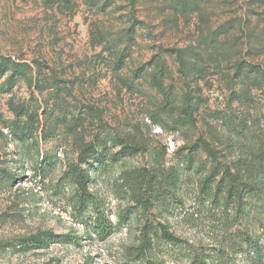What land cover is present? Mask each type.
Returning <instances> with one entry per match:
<instances>
[{
  "label": "rangeland",
  "instance_id": "1",
  "mask_svg": "<svg viewBox=\"0 0 264 264\" xmlns=\"http://www.w3.org/2000/svg\"><path fill=\"white\" fill-rule=\"evenodd\" d=\"M0 55L44 63L35 85L0 74V242L40 231L80 237L79 245L5 248L0 264H142L127 250L140 242L142 211L131 209L127 223L100 241L84 237L70 207L75 185L63 170L89 143L101 160L90 166L89 188L113 221L134 206L124 171L156 170V154L165 166L177 165L179 213L154 208L147 217L206 253L222 237L227 243L238 223L224 231L217 222L183 220L202 182L214 169L216 178L230 171L260 182L242 206V227L257 239L259 259L230 247L228 264H264V0H0ZM196 67L202 71L186 89L185 76ZM255 67L262 72L256 80L243 77ZM186 90L199 102L181 124ZM21 108L36 117L31 138L7 127ZM52 120L56 133L45 138ZM124 144L135 151L122 156ZM237 205L232 200V213ZM150 258L161 260L154 252ZM164 259L160 264H189Z\"/></svg>",
  "mask_w": 264,
  "mask_h": 264
},
{
  "label": "trees",
  "instance_id": "2",
  "mask_svg": "<svg viewBox=\"0 0 264 264\" xmlns=\"http://www.w3.org/2000/svg\"><path fill=\"white\" fill-rule=\"evenodd\" d=\"M123 56L124 52H120L116 60L119 62ZM177 58L179 64L183 66V57L180 52L177 53ZM30 63L21 61L18 58L12 59L10 56L0 55V74L9 71V80L11 82L23 78L35 85L38 79L37 75L40 74L41 77L44 63L38 60ZM240 65H242V62L238 61L236 66ZM35 67H37L38 72H36ZM201 71L202 67H196L185 76L186 89L190 87L191 81L189 80H193V77ZM250 72L251 74H249ZM260 73L262 72L257 67L250 70L245 69L243 70V77L256 80ZM185 94L186 105L183 114L186 118L181 120V124L186 123L187 119H193L192 112L199 102L197 95L191 94L187 90ZM22 111V108L17 110V119L11 121L10 126L7 127L20 139L31 138L36 132L34 126L36 117L30 113L23 114ZM21 114L27 116L25 120L20 119L22 118ZM47 124V132L44 137L50 138L55 135L58 123L52 120V122L49 121ZM45 130L41 131L45 132ZM208 146L209 143L206 140L202 141V147L209 148ZM133 151H135L134 148L124 144L121 149V155L127 156ZM76 154L75 162H68L62 175L66 181L75 185L70 207L75 217L84 225L86 233L84 237L100 241L107 239L120 226L127 223L132 214L131 209L135 208L142 211L146 216L140 232V242L137 245L127 246L129 256L137 262H142V264H160L165 262L164 255H167L171 261L179 259L188 261L189 264H215V262L217 264H228V249L230 247H232L233 255L254 252L253 258L255 260L259 259L257 239H254L242 227V221L245 217L242 206L247 194L258 191L260 182H256L254 179L250 182H244L230 171L223 172L216 178L219 175L216 169L202 182V186L197 189V193L194 196L193 210L188 213L183 212V220L191 225H196L205 220L210 223L217 222L220 228H224V231L229 225L238 223V228L234 230L235 233L232 232L227 235L231 236V239L227 241V243L231 241V245H228L224 237H222L221 244L218 247L211 248V252L206 253L205 250L198 251L197 247L187 241V239H183L169 231L164 223L155 222L154 219H148L147 217L154 208L168 214L179 213L177 203L180 200V196L177 195L176 191L181 178L177 165L165 166L160 154H156L154 159L156 170L134 168L124 171L121 176L122 184L134 206L118 214L117 220L113 221L106 212L104 200L99 194L89 188L92 182L90 166L93 165L94 161L101 163L97 156L99 154L97 146L93 143L80 145ZM184 160L186 163L189 162L187 156H185ZM49 162H51V159L45 163ZM232 200L238 203L234 213H232L233 208L230 206ZM79 240L80 237L75 235L63 237L50 231H40L28 237L0 242V250L11 248L15 251H28L47 247L51 243L56 242L79 245ZM151 252L157 253L161 260L159 262L152 260L150 258Z\"/></svg>",
  "mask_w": 264,
  "mask_h": 264
}]
</instances>
